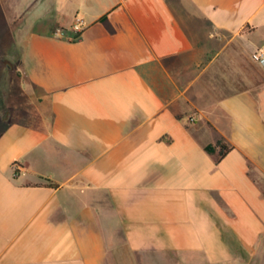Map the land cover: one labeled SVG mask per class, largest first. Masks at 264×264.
Wrapping results in <instances>:
<instances>
[{"label":"crops","instance_id":"obj_1","mask_svg":"<svg viewBox=\"0 0 264 264\" xmlns=\"http://www.w3.org/2000/svg\"><path fill=\"white\" fill-rule=\"evenodd\" d=\"M259 48L264 0H0V264H264Z\"/></svg>","mask_w":264,"mask_h":264},{"label":"built area","instance_id":"obj_2","mask_svg":"<svg viewBox=\"0 0 264 264\" xmlns=\"http://www.w3.org/2000/svg\"><path fill=\"white\" fill-rule=\"evenodd\" d=\"M82 22L81 20L77 19L76 23L74 24V32L78 33L81 30ZM254 61L259 64L262 68H264V48H259L256 50V52L253 54ZM13 169L16 172V174H20L22 172V168L19 164L15 163L13 164Z\"/></svg>","mask_w":264,"mask_h":264},{"label":"trees","instance_id":"obj_3","mask_svg":"<svg viewBox=\"0 0 264 264\" xmlns=\"http://www.w3.org/2000/svg\"><path fill=\"white\" fill-rule=\"evenodd\" d=\"M217 146L220 148V152H219V156L217 158V162L221 161V159H223L225 157V155L231 151V147H229L228 145H226L225 143H223V141H218ZM213 146H208L206 147V150L208 152H211L213 150ZM45 186H50V187H56L55 184H52L51 182H46L44 184Z\"/></svg>","mask_w":264,"mask_h":264}]
</instances>
